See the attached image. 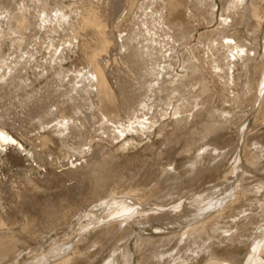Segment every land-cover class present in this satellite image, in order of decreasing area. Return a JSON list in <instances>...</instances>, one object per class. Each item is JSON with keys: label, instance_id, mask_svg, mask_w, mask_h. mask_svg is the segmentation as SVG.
<instances>
[{"label": "rangeland", "instance_id": "rangeland-1", "mask_svg": "<svg viewBox=\"0 0 264 264\" xmlns=\"http://www.w3.org/2000/svg\"><path fill=\"white\" fill-rule=\"evenodd\" d=\"M215 1L216 6L212 9L210 7L205 8L198 2V0L60 1L62 6L65 5L70 7L71 5L70 8L73 11L78 9L75 11V16H77L78 20L81 19V13L84 12V10L87 12L92 6L96 8L102 15L101 20L103 19V21H106V34L110 42H113L115 35L117 37L119 36L120 31L122 32L121 35L125 36L126 34H129L132 29H137L139 26L142 27L141 21L145 19V14L149 15L151 12L156 11L157 13L153 15V18L158 17L160 14H164V22L161 21V25L156 23V21L154 22L153 18L150 19V24L152 23L151 27H153V31L161 28L160 30H156L157 34L154 35V37L157 38L156 36H158L157 39L160 40V42L163 40L161 46H167L165 50H169L170 48L179 49L177 55L180 58V62L178 66L174 67L173 74H178V77H182V80L189 82L190 79H192V75L190 71L183 66H186L185 59H187V57H191L192 62L200 67L203 75L207 78L209 90L206 93H196L197 89H199V85L195 84V81L192 80L190 82L191 85L189 84L190 87L187 86V88H183L184 90L182 89L181 93L178 95L176 94L177 100H174L173 107L168 105V109L165 106L166 103L160 97H151V100L148 102L152 105V107H150L151 109H146L150 111H143L145 116L142 117L141 120L148 117L152 118V120L156 122L154 123L155 125H153V128L148 129L149 131H140V129L139 131H132L127 133L124 137L119 135L118 138H115L113 133H111L110 136H107L106 134H102L101 131L94 132V128H97L99 122L95 121L93 126H91L92 123L88 124L87 121L83 120V115H81L80 122L85 125L87 130V132L83 134L84 140L86 141H84V143L88 144L90 141H93L95 143V147L98 144H100V146H104L105 153H103L101 158H95L91 152L85 156L74 155L67 150L61 149L59 145L54 149L52 148L50 152H40L41 144L39 141L40 136L36 134L38 133V129L36 128L37 126H31V122H34V120L29 121L27 119L28 117H26L27 110L25 111L24 107H19L18 104V99L24 100L26 92L29 93L32 89L41 94H44V92L52 89L51 83L53 77L51 74H48L47 77L34 81L33 71H38L37 64L34 65L29 73L30 79L34 82L32 89L27 88L26 92L18 91L13 92V94L11 93L10 95L8 92H12V87L8 85L4 86L5 88L0 87V117L2 118V121H4L5 128L10 135H12L13 138H15L25 148V150L20 153H15V149L9 148L0 156V220H3L8 224V226H12L13 224L15 225L16 223V225H24L27 221V224L25 223L24 226L33 227V225L38 223L40 224L37 225L38 233H42L45 231L44 226L47 224L49 219L52 218L51 216H56V218H52L55 220L56 224L57 218H60V220L63 221V216L66 215L69 217V215L77 208H83L85 210L88 209L90 206L86 205V202L95 192L91 187V182L94 179L93 168H97V161L102 160V158L106 160L102 162V165L104 166L103 169L105 171L107 170L113 172L114 175H116L115 181L107 188V196L111 191L116 189V186L117 191L120 192H127L141 187L144 191L140 192L141 195L148 194L158 181L160 182L161 191H164V189L169 186L163 179L162 173L164 164L167 162L165 161V153L173 150L174 146L176 147L178 144L177 141L179 139V133L188 128L190 135L188 136V140L186 142L187 148H185V152L180 150L176 153V157L174 156L176 159L175 169L171 166L165 167V169H169L173 176L175 175L174 177H176L178 186V192L176 191V194L168 200V202L171 203H166L167 205H165L162 210H159L160 208L157 209L154 205V203L158 202L159 199H154L152 202L150 201V203L146 204L145 207L149 208L145 210V217L149 215L152 220H150V222H145L144 224L142 223L138 225L137 223H133L138 222V219H140V217L137 216L134 220L118 223L116 228L110 230L109 228L111 227H108L109 225L107 223L105 225H96L97 227L93 225L89 230L87 241L80 245L79 254L73 255L71 249L67 255H70V257L74 259L73 264H100L109 248L115 244L124 246L126 233L123 229H125L128 224H131L134 230V234L130 237L129 241V249L132 253L131 264H141L144 257L152 253L154 248L151 246L147 248L146 245V247L143 248V243L155 241L156 246L162 244V240L171 241L178 237V234L176 233L179 232L180 234L182 231L189 229L188 226L181 228L177 224V221L181 223L186 217L182 216L183 219L178 218L179 220L176 221L174 215L168 214V216H165V214L170 212L171 209L173 210V208L178 206L180 203L176 215L181 217L180 215L185 213H182V211L188 210L191 207L190 201L186 197H190V195H192L190 193L191 191L193 193L196 190L197 195L206 194L207 191V193L216 192L212 195L214 197L213 199L216 200L217 198L226 196V194L230 191H234V188L235 194L229 198L227 202L225 201L221 206L209 209L206 211L205 215L199 217L198 220H195L193 223L195 225H199L205 221L204 223H209L207 226L210 230L208 232L209 235L217 236L220 234L222 237L226 235L229 238H225L223 242H219V239L215 237L214 239L208 240L207 243H216L211 249V254L209 250L206 253L199 251L198 254H193L191 256L192 258L185 261L184 264H208L210 262V255L215 256V260L219 259L221 262L228 259V256L232 252H238L236 255L239 258L244 255L247 250V242L245 241L246 238L239 237L238 235L241 230H245L246 234H248L249 232H252V229L255 227L254 225H247L248 219H246V216L248 215L258 220L263 219L261 216L262 209L259 208V206L261 202L264 203V143L261 142L264 141V111H262V114L258 116L261 102H255L257 94L255 83L250 90H248L246 86L249 73L247 69H245L246 67L243 65V62L239 61L234 69L235 84L228 82L226 79L227 75L224 74L223 71V73L219 70L216 71L217 69L214 68L215 64L211 62L210 53L207 52L208 40L210 38L217 37V32L222 29L221 24L224 18L223 15L227 14L224 10H222L223 6L226 4V0ZM22 2L27 4L31 3L27 0H0V6L4 3L8 4L14 9L13 12H15ZM259 2L261 7L259 17L261 21H263L264 2H262V0H259ZM118 3L121 5L119 7V13L116 17H113V4ZM50 4L53 6L54 2H50ZM82 6L85 7V9ZM211 11H213L214 14H211ZM148 15L147 18H150ZM249 16L250 13H246L244 11H240V15H235L232 18L234 20L230 29L228 28V33L235 38L237 37V39H240L246 44L249 43L248 45L253 47L254 41L251 39V30H253L256 23L254 19L250 20ZM248 24L251 25V29L249 31L247 28ZM181 26H184L183 28L185 30L180 29V31L178 30L177 32V29L181 28ZM262 30L264 31V27ZM181 31H183V33L185 31L187 32L182 34L180 33ZM32 32H34V30ZM32 32L29 35L33 34ZM26 33H28V31ZM171 33H173V35ZM42 34L38 32L34 34L30 40L26 41L25 46L30 48L34 44V41L38 42L39 37L41 38L40 40L43 41ZM96 34H98V32L91 29L89 33L90 36H87L88 38L85 37L84 39H88V42L92 45V48L88 51V53L91 55L94 52V49L95 51H100L97 57L101 59L104 57L102 54H105L106 52L102 50V46L97 42L99 34ZM178 34L182 36H178ZM183 35L185 36L183 37ZM68 38L69 37L64 34H61V36H55V39L59 41V44H61V40ZM175 38L178 40L175 41ZM165 39L168 44L164 42ZM172 40L174 41L173 43ZM118 41L120 43L121 39L118 38ZM169 42L170 48L168 46ZM181 42L182 46L180 45ZM4 44V52L8 53L10 49V42L6 41ZM175 45L177 47H175ZM258 49L260 52L255 62L262 64L264 56L262 40ZM168 52L169 51H167V53ZM124 54H129V52L126 51ZM171 54L174 55L175 52L172 51ZM250 54L253 55V51H251ZM177 55L175 54L174 56ZM47 56L48 55L46 54L38 56V62L42 63ZM173 60L176 61L175 58ZM109 62L112 63L110 70H112L115 75H119L121 78L123 77L126 81L135 82V75H133L134 73L132 71L130 72L129 65L125 63L126 60L123 59L122 61V59L119 60L118 58L114 62L113 60H110ZM64 64L65 67H86L87 62L83 48L80 47L77 53L72 54L71 58ZM260 77L261 76L258 77L257 74H254L253 76L256 80ZM112 85L115 93L112 97L117 99L119 102L118 104L121 107L118 109L107 108L102 111L104 113H108L114 120L117 119L127 122L128 116L124 111V105L121 100L125 97H127V99L131 98L129 88L130 84H126L125 89H122L123 91L118 89V85L115 80H112ZM197 95L199 97H197ZM205 98H209L208 101L212 104H209L207 101V104L212 107L211 110L215 115L214 122L217 127L219 125H221V127H225L226 125L230 126L229 131L231 132V128L235 130L236 127L239 126L238 138L234 139L232 144H226L224 148L217 151H212L214 143L208 147L206 145V152L204 151L205 149L199 151L206 153L204 156L205 158L200 160L195 170H185V165H187L188 161L191 159L189 157L193 154L194 149L197 146L206 143L214 136V133H211L207 135L208 137H204V134L200 130L201 126L199 122H197L201 119V117L193 118L194 113L197 114L199 110L204 109V107L198 104V102L200 103L201 100ZM152 101L155 105H153L154 103ZM134 103L135 101L132 103L133 105H130L131 103L127 105L128 107L136 105L135 109H140L138 104L134 105ZM157 103L161 105L159 106ZM182 104L185 105L184 109H186L184 111L186 113L183 112L182 114L175 115L174 107ZM82 111L83 114L89 113V106L87 104L83 106ZM163 111L164 113H162ZM100 112L96 111L95 113L98 116H101ZM137 114L140 115V113ZM151 115L153 116L150 117ZM180 115L181 118H184L185 120L178 123V120L181 119L179 118ZM100 119H102V117H100ZM228 120H231V125L228 124ZM77 123L79 124V121H77ZM184 125L189 126L184 128ZM190 125L194 126L191 127ZM229 135L231 136V134ZM52 136L55 138V135ZM174 141H176L177 144ZM259 141L262 143V147L261 143L257 144ZM258 146H260L261 149H259ZM83 149L87 151L88 145L84 146ZM229 149L231 150V153L228 152ZM219 152H225L224 154L226 155L219 156L217 155ZM32 153L39 154L40 157H43L42 160L36 156L33 157ZM234 168L237 169L235 174H230L229 171ZM87 170L89 173L86 172ZM147 170L150 174L151 181L149 180L145 182L144 174ZM72 171L78 172V176L74 179L69 177V173H72ZM20 174L22 177H20ZM24 177L29 178L30 183L25 182L23 180ZM226 177L228 178L227 180H225ZM220 189L221 191H219ZM11 191L19 193L17 201L14 199L12 202L10 201ZM197 191L200 193H197ZM242 191H246L247 196H243L240 201H235L236 193H242ZM162 198L163 197H161V199ZM231 202H234V205ZM223 208H228L227 212L223 215H219L220 212L222 213ZM79 213L80 212H78L75 216H70V218H68L67 222L69 224L66 225L65 223H62L61 228H58L54 233L52 232L47 235L48 237L44 239V242L43 239L40 238L41 236H34L36 232L32 233V239L27 240L29 245L33 247L32 249H34L44 243L43 248L38 249L49 250L51 235L54 239L57 238L60 242H62V240L70 239L72 240L71 243L76 242L80 237L78 234L71 232L70 228L75 223V220L77 219L76 217ZM24 215L26 220L23 218ZM232 215H234V217H232ZM208 219L210 220L207 221ZM180 220L182 221L180 222ZM234 220H238V222H240L241 230L236 231V226L231 229L229 228L230 224ZM170 221H173L174 223H169ZM215 223L219 224L218 227L220 229L213 234L212 229L215 228ZM245 225L247 226L244 227ZM120 228L122 231L117 230ZM4 230L5 229H3V231ZM222 230H224V232L227 231L226 234H224ZM0 231H2V229H0ZM254 232L255 230L253 233ZM66 233L68 234L66 235ZM138 235L140 238H137ZM202 237L205 238L206 236L203 234ZM98 241H101L102 245L101 243L95 244ZM243 241H245V243H243ZM174 242H170L168 243V246L165 245L164 247H160V249L171 248L174 246ZM23 247L28 248L26 245ZM28 250L25 252V255H27ZM215 251L217 255H214ZM82 252H86L89 256L84 257ZM143 264H151V260L148 259L147 261H144Z\"/></svg>", "mask_w": 264, "mask_h": 264}, {"label": "bare ground", "instance_id": "bare-ground-1", "mask_svg": "<svg viewBox=\"0 0 264 264\" xmlns=\"http://www.w3.org/2000/svg\"><path fill=\"white\" fill-rule=\"evenodd\" d=\"M27 1H30L31 3L27 4L22 2L15 12H13L14 9L8 4L4 3L3 5L1 4L2 6H0V87H4L6 85L12 87V92H8L10 95L11 93L13 94V92L18 91L26 92L27 88L32 89L34 82L30 79L29 73L36 64L38 71H33L34 81L47 77L48 74L52 75V89L50 91H46L44 94H41L32 89L31 92H26L24 95V100L18 99L19 107H24V110H27V119L29 121L34 120V122H31V126H37L36 128L38 129V133L36 134L40 136V152H50L52 148L54 149L59 145L61 149L67 150L74 155L85 156L91 152L95 158H101L103 153H105L104 146H100V144H98L95 147V143L93 141H90L88 144L84 143L85 140L83 134L86 133L87 130L85 125L80 122L81 115H83V120L87 121L88 124L92 123L91 126H93L95 121L99 122L97 128H94V132L101 131L102 134H106L107 136H110L111 133H113L115 138H118L119 135L124 137L127 135V133L132 131H139V129L140 131H149L148 129L153 128V125H155L154 123L156 122L152 120V118L148 117L141 120V118L145 116L143 111L146 109H151L150 107H152V105H150L148 102L151 100V97H160L162 100H164L166 103L165 106L168 109L169 106L173 107L174 100H177L176 94L178 95L181 93L183 88H187L189 84L191 85L190 82L192 80L195 81H193L195 84L199 85V89H197L196 93H206L209 90L207 78L203 75L200 67L192 62L191 57H187V59H185L186 66H183L184 68L188 69L192 75V79H190L189 82L182 80V77H178V74H173L174 67L178 66L180 62V58L177 55L179 49H171L169 42L168 46L170 49L165 50L167 46H161L163 40L160 42V40L157 39L158 36H156L157 38L154 37V35L157 34L156 30L161 29L160 28L153 31V27H151L152 23L150 24V19H152L153 15L157 13L156 11L154 12L152 10L153 12H151L149 15L145 14V19L141 21L142 27L139 26L137 29H132L131 32L125 36H122V32L120 31L119 36L117 37L115 35L113 42H110L106 34V21H103V19L101 20L102 15L93 6L90 7L91 9L89 8V12L87 10V12H85L84 10V12L81 13V19L78 20L77 16H75V11L78 9L73 11L70 8L71 5L70 7L65 5L62 6L60 3L62 0ZM50 2H54V5L51 6ZM198 2L201 3L205 8L210 7L212 9L214 6H216L215 0H198ZM262 2L264 1L262 0ZM120 6V3L113 4V17H116L119 13ZM83 8L85 9V7ZM260 8L259 0H226V4L223 6L222 10H224L227 14L223 15L224 18L221 24L222 29L217 32V37L210 38L207 44V52L210 53L211 62L215 64L214 68L217 69L216 71H223L224 74L227 75V81L231 82V84H235L234 69L236 68L237 63H239V61L244 63L243 65L246 67L245 69H247L249 73L246 86L248 90H250L255 83L257 93L255 102H261L258 116L262 114V111H264V56L262 64L255 62L260 52L258 47H260L261 40L262 47L264 49V31L262 30L264 27V20L261 21L259 17ZM240 11L250 13L249 19L255 20L256 25L254 26L253 30H251V39L254 41L253 47H250V45H248L249 43L246 44L240 39H237V37L235 38L228 33V28L230 29V26L234 20L232 18L235 15H240ZM211 14H214V12L211 11ZM147 15L150 18H147ZM163 15L164 14H160L158 17L153 18V21H156V23L161 25V21L164 20ZM183 27L181 26V28L177 29V32L178 30L180 31V29L185 30ZM247 28L249 31L251 29V25L248 24ZM91 29L98 32L99 35L96 34L98 35L97 42L102 46V50L106 52L105 54H102L104 57L101 59L97 57L100 51H95L94 49V52L91 55L88 53V51L91 50L92 45L90 42H88V39L84 38L90 36L89 33ZM33 30L34 32H32ZM27 31L28 33H26ZM31 32L33 34L29 35ZM37 32L40 34L43 33V41H41V38L39 37L38 42L34 41V44L30 48L26 47V41L30 40V38L33 37ZM180 33L184 34L183 31ZM61 34L67 35L69 38L61 40V44H59V41L55 39V36H61ZM171 34L173 35V33ZM179 35L180 34H178V36ZM184 36L185 35H183V37ZM118 38L121 39L120 43ZM177 40L175 38V41ZM6 41L10 42V49L8 53H5L3 49L5 45L4 43ZM164 42H166V39ZM173 42L174 41L172 40V43ZM181 44L182 42L180 45ZM80 47L83 48L84 55L86 56L87 66L82 68L77 66L65 67L64 63H66V61L71 58L72 54H76ZM175 47L177 46L175 45ZM126 51H128L129 54H124ZM167 51L169 52L167 53ZM170 51H174L177 56H174L175 54L172 55ZM251 51H253V55L250 54ZM45 54L48 56L45 57L42 63H39L37 60L38 56H43ZM118 58L119 60L122 59V61L123 59L126 60L125 63L129 65L130 72L132 71L134 73L133 75H135V82L126 81L123 77L121 78V76L115 75L112 70H110L112 63L109 61L113 60L114 62ZM174 58L176 61L173 60ZM254 74H257L258 77H261L257 78L256 80L253 78ZM112 80L116 81L118 89L121 91H123L122 89H125L126 84H130L129 88L131 98L127 99V97H125L121 100L122 104L124 105V111L128 116L127 122L117 119L114 120L108 113H104L102 111L103 109L107 108L118 109L121 107L118 104L119 102L117 99L112 97L115 94ZM197 97L199 96L197 95ZM208 99L205 98L202 99L200 103L198 102V104L202 105L204 109L199 110L197 114L194 113L193 118L201 117V119L197 122H199L201 126L200 130L204 134V137H208L207 135L211 133H214V136L212 138L209 137L210 139L206 143H203L194 149L193 154H191L189 157L191 159L188 161V164L185 165V170H195L200 160L205 158L204 156L206 153L199 151L205 149L204 151L206 152V145L208 147L214 143V148L212 151H217L224 148L226 144H232L234 139L238 138L239 126H237L235 130L231 128V132L229 131L230 126L226 125L225 127H221V125H219L217 127L214 122L215 115L211 110L212 107L207 104ZM134 101V105L138 104L140 109L136 110V105L133 107H128L127 104L131 103L130 105H133L132 103ZM153 101L155 102L154 99ZM159 103L157 104L159 105ZM208 103L211 104L209 101ZM86 104L89 106L90 111L89 113L83 114L82 108ZM153 105H155V103ZM184 107V104L174 107L175 115L182 114L183 112L186 113L184 111L186 108L184 109ZM96 111H101V116H98L95 113ZM147 111L150 110H146V112ZM137 113H140V115ZM162 113H164V111ZM152 116L153 115L150 117ZM100 117H102V119H100ZM179 118H181V115ZM183 120L185 119L181 118L178 120V123L182 122ZM77 121H79V124ZM227 122L229 125L232 124L231 120H228ZM187 126L189 125H184L183 127L186 128ZM229 134H231V136ZM52 135H55V138ZM189 135L190 133L188 128H186L184 131L179 133V142L177 141L178 144L176 141H174L177 144L176 147L174 146L173 150L167 151L165 153V161L167 162L164 164L162 173L163 179L166 183H168L169 186L168 188L164 189V191H161L160 182L158 181L148 192V194L141 195L140 192H144L143 188L141 187H138L135 190H129L127 192H120L117 191L116 186V189L114 191L110 190L111 192L107 196V188L115 181L116 175H114L113 172L107 170L105 171L103 169L104 166L102 165V162L106 160L102 158V160L97 161V168H93L94 170L92 169L94 179L91 182V187L95 192L86 202V205L90 206L88 209L85 210L83 208H77L69 215V217L66 215L63 216V221H61L60 218H57L56 224L55 220L52 219L56 218V216H51L52 218H50L47 224L44 226L45 231L42 233H38L37 225H40L38 223L33 225V227L24 226L27 221L24 223V225H16V223L15 225L13 224L12 226H8L7 223H5L3 220H0V229H2V231H0V264H73L74 259L71 258L70 255H67L69 254L68 252L72 249L73 255L79 254L80 245L87 241L89 230L93 225L99 226L105 225L107 223L109 225L108 227H111L109 228L110 230L116 228L118 223L134 220L137 216H139L140 219H138V222L133 223H137L139 225L142 223L144 224L145 222H150L152 219H150L149 215L145 217V210L149 208L145 207V205L150 203V201L152 202L154 199H159L158 202L154 203V205L157 209L160 208L159 210H162L165 205L171 203L168 202V200L174 194H176V191L178 192L176 177H174L175 175L173 176L169 169H165V167L171 166L175 169L176 153L180 150L184 151L185 148H187L186 142ZM261 142L264 143V141ZM261 142L259 141L257 144ZM86 145H88L87 151L83 149V147ZM258 147L261 149L260 146ZM9 148L15 149V153H20L25 150V148L6 130L5 123L0 117V156ZM228 152L231 153V150L229 149ZM224 153L225 152H219L217 155H226ZM32 156H36L41 160L43 158L37 153H32ZM236 170V168L231 169L229 173L235 174ZM86 172L89 173L88 170ZM77 176V171H72V173H69V177L72 179L76 178ZM144 176L145 182L150 180V174L148 170L145 171ZM20 177H22L21 174ZM227 179L228 178L226 177L225 180ZM23 180L27 183H30V179L27 177H24ZM219 191H221V189ZM198 192L199 191H197V193ZM207 192L206 194L197 195L196 190L193 193L191 191L190 193L192 195H190V197L186 196L190 201L191 207L188 210L182 211V213H185L180 215L181 217L176 215L180 203L178 206L174 207L173 210L171 209L170 212L165 214V216H168V214L174 215L176 221L181 219L182 216L186 217L185 220H180V222H183H181L182 224L179 223V221H177V224L181 228L188 226L189 229L182 231L180 234L179 232L176 233L178 234L179 239L176 237L171 241L162 240V244L156 246L155 241L143 243V248L146 246L147 248L150 246L154 248L152 253L144 257L141 264H143L144 261H147L148 259L151 260V264H184L185 261L192 258L191 256L193 254H198L199 251L206 253L209 250L211 254V249L216 243H207L208 240L214 239L215 237L219 239V242H223L225 238H229L226 235L222 237L220 234L217 236L209 235L208 232L210 230L207 227L209 223H204L205 221L199 225H195L193 223L195 220H198L199 217L205 215L206 211L209 209L221 206L225 201L227 202L228 199L235 194V188L234 191L232 190L226 194V196L217 198L216 200H214V197L212 196L216 192ZM235 196V201H240L243 196H247V192L242 191V193H236ZM18 197V192H10L11 202L13 199L17 201ZM161 197L163 198L161 199ZM231 203L234 205V202ZM259 208L262 209V220L252 218L248 215L246 216V219H248L247 225L249 224L255 226L252 229L253 231L255 230L254 233L252 231L246 234L245 230H241L240 222H238V220H234L229 227L231 229L232 227L236 226V231L241 230L238 236L246 238L245 241L247 242V250L244 255L239 258L236 255L238 252H232L228 256V259H225L224 262H221L219 259L215 260L216 257L210 255V262L208 264H264L263 202L260 203ZM227 210L228 208H223L222 213H218L219 215H223L227 212ZM78 212L80 213L76 217L77 219L75 220V223L70 228L71 232L78 234L80 237L76 242L71 243V239L62 240V242H60L57 238L54 239L51 235L49 250L38 249L43 248L44 243L43 245H40L39 243L40 246L38 245L39 247L34 249H32L33 247L29 245L27 240L32 239V233L36 232L34 236H41L40 238L43 239L44 242V239L48 237L47 235L51 234L52 232L54 233L58 228H61L62 223H65L66 225L69 224L67 222L68 218H70V216H75ZM232 217H234V215H232ZM23 218H25V215ZM24 220H26V218ZM209 220L210 219L207 221ZM174 222L170 221L169 223ZM215 224V228L212 229L213 234L216 233L218 229H220L218 227L219 224ZM3 229L5 230L3 231ZM117 230L120 231L121 228ZM123 231L126 233V241L124 242V246L118 244L113 245L111 248H109L107 254L101 260L100 264L132 263V253L129 249V241L130 237L134 234V230L132 225L128 224L127 227L123 229ZM222 232L226 234L227 231L224 232V230H222ZM67 234L68 233H66V235ZM203 234L206 236L205 238L202 237ZM138 237L139 235L137 238ZM245 241H243V243H245ZM170 242H174V246L171 248L160 249V247H164L165 245L168 246V243ZM98 243H101V241H98L95 244ZM24 245H26V247L28 246V248H24ZM101 248L103 249L102 246ZM27 250L28 253L25 255ZM82 255H84V257L89 256L86 252H82ZM214 255H217L216 251L214 252Z\"/></svg>", "mask_w": 264, "mask_h": 264}]
</instances>
